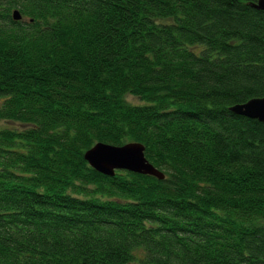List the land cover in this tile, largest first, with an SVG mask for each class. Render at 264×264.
Wrapping results in <instances>:
<instances>
[{"label":"trees","instance_id":"obj_1","mask_svg":"<svg viewBox=\"0 0 264 264\" xmlns=\"http://www.w3.org/2000/svg\"><path fill=\"white\" fill-rule=\"evenodd\" d=\"M256 1L0 0V264H264Z\"/></svg>","mask_w":264,"mask_h":264},{"label":"water","instance_id":"obj_2","mask_svg":"<svg viewBox=\"0 0 264 264\" xmlns=\"http://www.w3.org/2000/svg\"><path fill=\"white\" fill-rule=\"evenodd\" d=\"M250 6L264 12V0L250 3ZM14 21L21 19L18 11H13ZM229 111L237 116L257 120L264 124V97L251 99L245 103L237 104L229 108ZM84 160L97 173L107 177L114 176L115 172L127 171L135 174L164 179V175L154 168L144 156V146L139 143H128L121 147L108 144H95L84 154Z\"/></svg>","mask_w":264,"mask_h":264},{"label":"rangeland","instance_id":"obj_3","mask_svg":"<svg viewBox=\"0 0 264 264\" xmlns=\"http://www.w3.org/2000/svg\"><path fill=\"white\" fill-rule=\"evenodd\" d=\"M127 99H128L130 102H136V101H135L136 99H134V98H132V97H128Z\"/></svg>","mask_w":264,"mask_h":264}]
</instances>
